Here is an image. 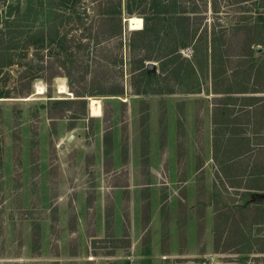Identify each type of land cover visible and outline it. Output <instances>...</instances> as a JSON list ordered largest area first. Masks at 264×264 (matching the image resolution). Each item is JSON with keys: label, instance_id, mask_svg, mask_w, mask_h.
Masks as SVG:
<instances>
[{"label": "rangeland", "instance_id": "rangeland-1", "mask_svg": "<svg viewBox=\"0 0 264 264\" xmlns=\"http://www.w3.org/2000/svg\"><path fill=\"white\" fill-rule=\"evenodd\" d=\"M51 1L0 0L2 36L5 21L35 33L54 20L64 37V49L18 48L19 64L0 71V89L10 91L0 98V264H264L258 199L245 206L241 193L220 181L211 197L210 172L198 169L206 155L186 124L199 97L173 73H160L155 60L147 62L161 85L154 78L147 93H134L143 81L127 63L125 18L121 37L103 36L117 22L103 11L114 12L117 0ZM140 2L133 7L148 0ZM177 8L191 38L179 52L192 62L208 50L210 59L212 44L224 61L244 48L246 36H264V20L255 27L264 0H179ZM105 54L123 57L124 64L108 65V77L124 94L75 96L71 90L87 94L100 85L89 82L93 69L106 68ZM92 97L100 101L98 116L90 114ZM54 98L77 100L52 107Z\"/></svg>", "mask_w": 264, "mask_h": 264}, {"label": "crops", "instance_id": "crops-1", "mask_svg": "<svg viewBox=\"0 0 264 264\" xmlns=\"http://www.w3.org/2000/svg\"><path fill=\"white\" fill-rule=\"evenodd\" d=\"M230 57L226 55L225 67L221 62L218 69L210 59L201 65L199 70L207 74L205 85L196 69L194 88L185 92L199 97V109L186 125L199 137L196 151L206 155L198 169L210 172L211 197L220 181L225 190L239 191L245 206L258 199L257 225H264V46L257 44L251 52L241 50ZM215 214L213 210L211 215Z\"/></svg>", "mask_w": 264, "mask_h": 264}, {"label": "trees", "instance_id": "trees-1", "mask_svg": "<svg viewBox=\"0 0 264 264\" xmlns=\"http://www.w3.org/2000/svg\"><path fill=\"white\" fill-rule=\"evenodd\" d=\"M62 2H68L69 0H60ZM109 2L111 0H108ZM140 4L144 2V0H140ZM206 1V0H204ZM244 1V0H236ZM49 5H54V2L51 0H47ZM133 0H126L125 11L123 14V7L121 6V1L117 0L116 10L114 12H110L104 9L103 14L108 17L116 14L117 22L114 25L107 28V32H103V36H107V39L112 37H121L122 33V20L123 18H128L135 14H138L143 21V26L139 29H131L129 32V64L130 71L133 75L140 76V80L143 81V86L134 89V93L136 94H144L148 92V82L153 81L156 78L157 84L161 85V79L159 80V75L154 72V70L147 69V61L155 60L159 63L160 73H173L170 75L173 77V80L177 82V84H181L183 82L182 87H186L189 89L186 91H190V89L194 88L195 84V75L198 69H201V65L207 64L209 60V50L206 54L201 56H196L194 58V62L189 60L186 57H182L180 55V49L185 48L189 45L188 41V26L187 17L184 16L183 10L177 8L179 0H148L145 8L135 9L133 7ZM75 3V1H74ZM74 3L71 5L73 6ZM113 14V15H111ZM55 15V14H54ZM8 19V18H7ZM255 21L256 26L260 29L262 26L260 22L264 20V12H259L256 16ZM16 20L5 21V27L7 28V32H5L6 36H2L3 31L0 29V59L4 57L6 60H0V71L4 67H8L10 65H17L18 62H14L17 56V49L26 45H33L35 49H38L44 45L51 46V44H55L56 46L64 49L62 45V40L64 39L62 36L57 33L54 28L56 27L54 24V20L51 21L46 29H40L37 32H30V30L26 29L22 31V25L18 24ZM259 23V24H258ZM264 23V22H263ZM251 28V27H250ZM252 29V28H251ZM24 34H23V33ZM254 32V31H253ZM91 32H89L90 35ZM102 32H95V37L98 38L99 34ZM257 33H259L257 31ZM100 34V35H101ZM91 36V35H90ZM102 37V36H101ZM244 39L246 44H244V48L242 50H248L249 52L253 51L257 44H261L264 46V36H251L249 38ZM263 37V39L259 38ZM215 41V39H214ZM22 43V44H21ZM40 45V46H39ZM121 40H119V46H121ZM246 45V46H245ZM256 45V47H254ZM221 48L217 45V43L212 44V52L215 51V54L210 58L211 64L214 68L218 69L219 66H222L223 57L225 54H222ZM181 57V58H180ZM104 67L105 69L99 70L98 67L91 71V81L92 84H100L96 88H91L89 90V94L84 91L79 90H71L77 97H84L86 95H116L122 96L124 94L123 84L117 82L115 79H109L108 75V65H112L113 67L117 65H122L123 57L120 54L119 56H108L104 55ZM106 59V60H105ZM178 60L179 63L177 62ZM183 61V63H182ZM222 62V63H221ZM184 65V66H183ZM21 66V64H20ZM101 66V64L99 65ZM169 69V71H167ZM197 69V70H196ZM197 80V77H196ZM169 90V89H168ZM163 91L162 88L158 87L155 92L161 93ZM170 92V91H169ZM31 91L28 90L27 94H30ZM10 97L9 90H1L0 89V98ZM84 107L86 106V98H79ZM77 99H51L52 107L59 106L61 107L67 103H73ZM53 112L49 113L50 117H58L62 114Z\"/></svg>", "mask_w": 264, "mask_h": 264}, {"label": "bare ground", "instance_id": "bare-ground-1", "mask_svg": "<svg viewBox=\"0 0 264 264\" xmlns=\"http://www.w3.org/2000/svg\"><path fill=\"white\" fill-rule=\"evenodd\" d=\"M126 22L128 23L129 28L131 29H139L143 26V21L142 18H140L139 16H130L128 18H126ZM60 91H64L65 90V86L64 85H60ZM39 91L41 92L42 89L39 88ZM89 110H90V114L94 115V116H98L101 114V107H100V101L96 98H90L89 100Z\"/></svg>", "mask_w": 264, "mask_h": 264}, {"label": "water", "instance_id": "water-1", "mask_svg": "<svg viewBox=\"0 0 264 264\" xmlns=\"http://www.w3.org/2000/svg\"><path fill=\"white\" fill-rule=\"evenodd\" d=\"M126 21V18L124 19ZM147 69L148 70H154L155 69V65L154 63L148 62L147 64Z\"/></svg>", "mask_w": 264, "mask_h": 264}]
</instances>
